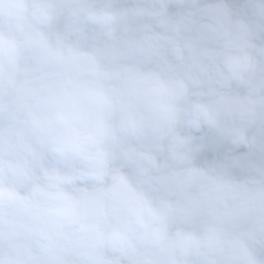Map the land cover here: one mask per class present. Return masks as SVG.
Instances as JSON below:
<instances>
[{"label": "clouds", "instance_id": "9594fccd", "mask_svg": "<svg viewBox=\"0 0 264 264\" xmlns=\"http://www.w3.org/2000/svg\"><path fill=\"white\" fill-rule=\"evenodd\" d=\"M0 264H264V0H0Z\"/></svg>", "mask_w": 264, "mask_h": 264}]
</instances>
